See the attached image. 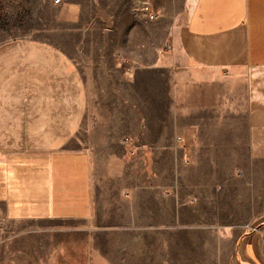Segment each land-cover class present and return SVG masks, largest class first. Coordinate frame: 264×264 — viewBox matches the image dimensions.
Instances as JSON below:
<instances>
[{
	"label": "crops",
	"instance_id": "crops-1",
	"mask_svg": "<svg viewBox=\"0 0 264 264\" xmlns=\"http://www.w3.org/2000/svg\"><path fill=\"white\" fill-rule=\"evenodd\" d=\"M136 1L106 0L118 29L105 42L96 34L93 56L103 59L104 43L110 56L108 66L99 65L107 101L96 94L91 102L80 75L69 87L65 59L58 73L63 87H39L31 62L28 90L1 98L0 223L91 217V157L102 133L121 146L119 154L144 155L146 164L172 151L194 166L245 161L244 154L227 156L243 142L242 109L248 157L264 161V0H142L148 11L133 12ZM79 22L71 28L74 44L92 46L98 25L87 38ZM118 54L133 67L116 88L110 78L121 74ZM101 100L109 112L97 125L89 114ZM77 132L80 148L67 147ZM162 162L169 167L166 155ZM238 243L239 260L264 264L261 234L252 231ZM77 257L78 264L93 258Z\"/></svg>",
	"mask_w": 264,
	"mask_h": 264
},
{
	"label": "rangeland",
	"instance_id": "rangeland-1",
	"mask_svg": "<svg viewBox=\"0 0 264 264\" xmlns=\"http://www.w3.org/2000/svg\"><path fill=\"white\" fill-rule=\"evenodd\" d=\"M92 10L99 28L110 7L106 0H96ZM73 18L75 10L60 9L53 0H0L1 104V98L28 90L31 62L39 87H63L58 74L62 59L69 87L80 75L91 102L96 94L108 100L99 72L100 62L110 64L105 43L99 46L103 59L93 56L100 28L99 34L92 32V46L85 41L76 46ZM86 20L85 14L83 23ZM66 22L69 30L63 36ZM82 32L89 38L90 31ZM114 57L121 74L114 79L113 72L108 74L110 84L118 88L125 81L123 64L132 65L124 55ZM108 112L105 103L95 104L89 117L98 125ZM241 113L244 146L240 142L227 156L244 154L245 161L235 158L226 164L194 166L174 151L155 154L153 163L146 164L144 155H121L115 140L99 134L91 157L92 216L83 221L0 223V264H78L72 259L85 254L93 258L84 264L248 263L239 260L238 242L252 233L249 226L264 225V161L248 157L247 117L242 109ZM76 136L67 147L80 148L78 132ZM221 152L218 157L225 156ZM165 155L169 167L163 166Z\"/></svg>",
	"mask_w": 264,
	"mask_h": 264
},
{
	"label": "built area",
	"instance_id": "built-area-1",
	"mask_svg": "<svg viewBox=\"0 0 264 264\" xmlns=\"http://www.w3.org/2000/svg\"><path fill=\"white\" fill-rule=\"evenodd\" d=\"M96 0H53V3L56 7H59L62 9L63 7H69L71 10H75L76 18L70 22L71 28H78V25L80 24V20H83V16H87V20L85 23L82 21V25L84 27L83 30L90 31V27H93L95 24L96 15L93 13V6ZM98 2V1H97ZM133 12H136L137 10H143L148 11V4L145 1L137 0L136 2L132 3L131 7ZM105 13V12H103ZM157 15L152 13L150 15L151 17H156ZM117 17L114 15H111L110 13H107L106 18L102 24H100V34L103 37L102 41L105 42V35L108 32L116 31L117 28ZM69 22V21H68ZM90 33V32H89ZM119 55V54H118ZM124 71H129L130 68L126 66V64H123ZM251 228V231L261 234L262 240H264V225L262 227H256V226H249Z\"/></svg>",
	"mask_w": 264,
	"mask_h": 264
}]
</instances>
